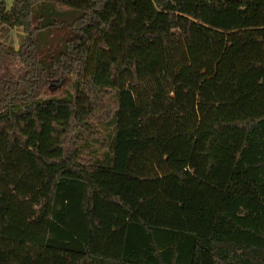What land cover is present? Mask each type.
Listing matches in <instances>:
<instances>
[{
    "label": "trees",
    "instance_id": "obj_1",
    "mask_svg": "<svg viewBox=\"0 0 264 264\" xmlns=\"http://www.w3.org/2000/svg\"><path fill=\"white\" fill-rule=\"evenodd\" d=\"M2 25L0 264H264V0H0Z\"/></svg>",
    "mask_w": 264,
    "mask_h": 264
},
{
    "label": "rangeland",
    "instance_id": "obj_2",
    "mask_svg": "<svg viewBox=\"0 0 264 264\" xmlns=\"http://www.w3.org/2000/svg\"><path fill=\"white\" fill-rule=\"evenodd\" d=\"M5 5L9 7L12 0H3ZM69 9V8H67ZM78 14L77 11L72 10L71 8L60 16L61 23L58 24V27H54L51 32V39L48 44V48L41 49V56L45 58L54 57L58 53L62 52L66 46V42L71 37L72 33L67 27V24L72 20V18ZM24 32L21 28L18 27H8L5 25L0 26V40L7 45H11L15 48L19 46L24 38ZM72 84V77L65 76L50 82L49 86L46 88L43 94L47 96H62L66 91H70Z\"/></svg>",
    "mask_w": 264,
    "mask_h": 264
},
{
    "label": "crops",
    "instance_id": "obj_3",
    "mask_svg": "<svg viewBox=\"0 0 264 264\" xmlns=\"http://www.w3.org/2000/svg\"><path fill=\"white\" fill-rule=\"evenodd\" d=\"M11 4V3H10ZM10 6V5H9Z\"/></svg>",
    "mask_w": 264,
    "mask_h": 264
}]
</instances>
